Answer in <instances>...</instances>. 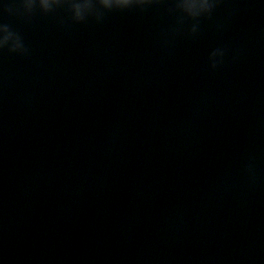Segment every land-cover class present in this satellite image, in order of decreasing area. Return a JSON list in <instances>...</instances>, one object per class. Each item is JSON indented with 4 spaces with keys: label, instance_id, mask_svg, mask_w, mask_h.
Wrapping results in <instances>:
<instances>
[{
    "label": "water",
    "instance_id": "water-1",
    "mask_svg": "<svg viewBox=\"0 0 264 264\" xmlns=\"http://www.w3.org/2000/svg\"><path fill=\"white\" fill-rule=\"evenodd\" d=\"M10 8L11 11H5ZM95 16L83 22H75L66 8L50 13L37 9L33 14L23 13L21 0H0V25L6 24L18 33L26 52H11L0 49V91L46 59L86 25Z\"/></svg>",
    "mask_w": 264,
    "mask_h": 264
},
{
    "label": "clouds",
    "instance_id": "clouds-1",
    "mask_svg": "<svg viewBox=\"0 0 264 264\" xmlns=\"http://www.w3.org/2000/svg\"><path fill=\"white\" fill-rule=\"evenodd\" d=\"M167 0H21L24 14L31 15L39 8L43 13H50L58 8H66L71 14V19L77 23L83 22L89 16H95L98 20L104 12L113 10H128L139 8L144 10L147 6L166 3ZM220 3V0H172L173 7L169 8L170 13L177 15V25L183 26L186 21H193L190 32L196 34L199 20L202 17H210L212 12ZM5 11H11L6 8ZM180 31V27L176 29ZM7 47L11 52L24 53L21 36L10 29L6 24L0 25V49ZM224 52L216 49L210 54L211 66L216 67L217 57H222Z\"/></svg>",
    "mask_w": 264,
    "mask_h": 264
}]
</instances>
